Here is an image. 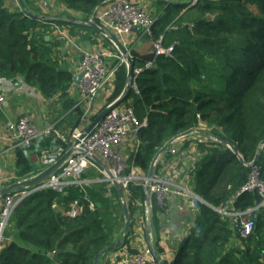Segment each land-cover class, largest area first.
I'll use <instances>...</instances> for the list:
<instances>
[{
    "label": "trees",
    "instance_id": "1",
    "mask_svg": "<svg viewBox=\"0 0 264 264\" xmlns=\"http://www.w3.org/2000/svg\"><path fill=\"white\" fill-rule=\"evenodd\" d=\"M17 1L20 8L11 9L8 0H0V79L21 78L47 101L57 98L59 117L70 119L73 130L82 117L76 98L70 94L74 76L67 64L53 60L63 43L48 39L46 31L50 24L70 27L72 34L80 31L85 34L84 41H91L92 35L99 34L84 24L110 0H60L83 20L44 15L32 0ZM157 4L153 38H162L164 47L174 46V52L171 58L158 57L149 69L145 65L153 57L131 52L133 73L142 71L135 80L137 91L132 86L124 104H129L139 122L146 125L139 131V147L128 165L147 175L154 157L166 144L188 131H200V124H206L210 131L205 137L210 141L196 142L200 157L190 177L193 193L208 206L196 208L195 222L170 264H264V209L251 215L255 229L247 239L237 237L231 222L214 210L235 199L248 183L253 168L247 165L255 160L264 141V0H197L195 5L164 0ZM29 13L51 21H40ZM105 42L110 44L108 39ZM127 75L124 65L117 72L110 102L124 92ZM218 139L234 145L245 164ZM50 145L48 139L41 147ZM16 158L17 180L12 184L40 174L22 149L16 150ZM256 167L264 181V147ZM90 178L88 173L84 177ZM129 193L126 237L116 186L73 185L64 196L52 190L34 193L11 217L6 232L11 241L0 252V264H95L98 256V264H102L104 252L117 242L121 245L111 254L123 247L135 254L131 250L134 226L139 217L147 220L144 183H131ZM74 201L84 206L83 215L74 220L63 218L57 206L68 207ZM260 203L258 193L245 192L235 199L234 207L247 211ZM160 211L153 197V242L161 257Z\"/></svg>",
    "mask_w": 264,
    "mask_h": 264
},
{
    "label": "built area",
    "instance_id": "2",
    "mask_svg": "<svg viewBox=\"0 0 264 264\" xmlns=\"http://www.w3.org/2000/svg\"><path fill=\"white\" fill-rule=\"evenodd\" d=\"M13 1L16 3L15 8H20L18 1ZM196 2L197 0H192L191 4L195 5ZM7 7L9 8L8 3ZM65 10L71 12L66 8ZM155 22L156 17L153 16L145 0H110L96 11L88 23H95L113 35L128 52L131 60L132 35L136 32H141L142 37L147 35L148 41L154 49L153 59L145 65V69H149L154 67L158 57L171 58L174 52V46L164 47L162 38L154 40L153 26ZM49 26L51 28L49 29L50 33L47 34L48 39L52 37L54 41L63 43L56 49L53 60L60 65L67 64L73 76L83 75L80 84L76 85L74 82L70 89L71 95H73L72 88L80 90L77 107L81 108L82 117L79 125L68 134L62 132L57 124L39 129L31 118L25 115L19 117L14 137V148L29 152L33 161V158H36L35 164L40 173L56 164L70 150L73 149V152L64 166L41 185L25 193L0 199V252L8 242L6 232L17 204L22 203L34 193L52 190L58 195L64 196L65 190L73 185L84 188L106 184L108 189L119 186L124 193L125 202H127L130 197L131 183L143 181L144 187L146 184L145 174L128 165L131 154L135 153L139 147L137 139L139 131L146 125V123L139 122L129 104L123 103L112 110L91 133L86 134V130L93 121L117 100L110 102L115 91L117 72L124 65L127 68L124 56L112 42L108 45L105 42L106 38L102 35H92L91 41H84V33L72 34L69 27L56 24ZM85 43L90 46L87 48ZM65 51L69 54H65L67 53ZM74 53L79 54L78 59L73 57ZM141 71L139 69L133 73L132 86L136 91L135 80ZM6 101L7 97L0 95V104ZM199 130L208 132L204 123L200 124ZM48 139L51 140V145L47 148L41 147L42 143ZM197 141L207 144L210 139L196 133L189 138L179 140L157 162L151 180V195L157 200L161 210L166 209L173 199H178L185 204L188 203L190 207H194L197 196L191 188L190 173L195 169V164L200 157L196 148ZM189 142L190 144L187 146L186 144ZM127 152L130 155H127ZM192 152L195 153V157H191ZM93 157L100 159L106 166V170L99 167L93 161ZM179 159L182 161L190 159L189 165L182 173L179 170L182 161ZM90 169L103 178L99 176L95 180H85L84 177ZM127 170L128 172H126ZM185 173V177L180 180V177ZM15 180H17L16 177ZM245 192L258 193L261 203L255 209L237 211L234 207L235 199ZM235 199L226 206L214 210L231 222L237 237L247 239L255 229V222L251 215L255 211L264 209V181L261 180L259 169L256 166L253 167L248 183L236 195ZM121 203L123 204L122 200ZM90 209H94L93 204L90 205ZM83 213L82 203L74 201L65 207L62 216L65 219L74 220L81 217ZM146 222L147 220L144 221L142 218L135 229L145 234ZM115 254L118 255L120 264H157L148 245L140 248L135 254L131 253L127 247H123Z\"/></svg>",
    "mask_w": 264,
    "mask_h": 264
},
{
    "label": "crops",
    "instance_id": "3",
    "mask_svg": "<svg viewBox=\"0 0 264 264\" xmlns=\"http://www.w3.org/2000/svg\"><path fill=\"white\" fill-rule=\"evenodd\" d=\"M145 1L148 5V1L158 2L164 0ZM165 1L168 3L172 1L180 3L179 0ZM50 2L51 0H44V3L39 2L45 13H47V11H55ZM189 2L190 0H185L184 3ZM7 3L11 9L15 8L16 6V3L13 0H8ZM64 7L65 6H63V8ZM148 7L150 6L148 5ZM151 11H153L154 14L157 13L153 9ZM68 14H70L71 19L83 20L81 15L74 14L73 12H69ZM77 34L80 35L81 33L78 32ZM143 38L144 36L142 37L141 32H136L134 35H132V43H134L132 45V51L135 52L136 50L134 45H140L142 48L138 49L135 53L142 58H147V54L144 53L143 49L147 50L152 44ZM89 46V44H86L87 48ZM67 51L69 52V50ZM68 52L65 54L70 53ZM71 53H73V51ZM72 90L73 95L71 96L74 99L76 98V100H79L80 90L77 88H72ZM0 95L7 97V101L0 104V189H2L12 185V181H14L16 177L15 171L17 158L16 149L14 148V137L16 136L17 121L21 115L31 118L39 129H45L49 126H52L53 124L61 123L59 127L62 132L66 134L71 131L73 123L70 121V119L64 120L65 118L59 117L61 105L57 98L53 101H47L37 89L27 86L21 78L0 79ZM192 148L194 147L192 146ZM195 156V153L192 152L191 157ZM179 160L182 161V159ZM189 160L190 159H186L185 161H182L179 169L181 173L184 172L186 169L185 167L189 165ZM185 175L186 173L180 177V180L185 177ZM57 207L60 212L63 213L65 211V207L63 205H58ZM197 212L198 210L195 207H190L188 203L185 204L178 199H173L169 202L166 209L161 210L157 214L159 220V244L163 249V255L161 258L164 262L170 264L174 260L177 252L180 250L182 241L187 235L188 229H190V227L195 222ZM141 220L142 217H139L137 220V225L139 222H141ZM151 233V238L154 240L153 231ZM134 237L135 238L132 241L131 250L138 251L140 248L148 245L146 232L143 234L134 229ZM9 239H7L8 242L11 241V239ZM106 263L120 264L118 255L115 253L109 255L102 264Z\"/></svg>",
    "mask_w": 264,
    "mask_h": 264
},
{
    "label": "water",
    "instance_id": "4",
    "mask_svg": "<svg viewBox=\"0 0 264 264\" xmlns=\"http://www.w3.org/2000/svg\"><path fill=\"white\" fill-rule=\"evenodd\" d=\"M29 15L32 18H37L40 21H46V22H50L51 19H48L46 17H42V16H34L32 14L29 13ZM94 16V14L92 15V17ZM91 17V18H92ZM73 22V21H70ZM85 26L91 28L92 30H94L95 32H97L99 35L104 36L106 39H108L110 42H112L115 46H117V48L119 49L120 53L124 56L126 63H127V71H128V75H127V86L124 90V92L122 93V95L113 103V105L109 108H106L94 121L93 123L90 125V127L86 130V134L91 133L94 128L99 125L102 120L115 108H117L118 106L122 105L124 103V101L127 99L128 93L130 91V89L132 88L133 85V69H132V65H131V57L128 55V52L122 47V45L118 42V40L111 35L108 31H106L105 29L100 28L98 25H96L95 23H85ZM144 39L146 41H148V36L144 35ZM74 82L76 85H79L83 75H74ZM199 133L202 134L204 136H208V134L206 133V131H188L178 137H176L175 139H173L172 141H170L168 144H166L154 157L150 169L147 173V175H145V192H146V209H147V223H146V239L148 242V247L151 251V254L155 260V262L157 264H165V262L162 260V258L160 257V255L157 253L156 247L154 245V242L151 238V232H152V227H153V220H152V195H151V180L154 176V172H155V168H156V164L159 161L160 157L165 154L174 143H176L179 140H183L186 138L191 137L192 135ZM219 143L227 145L231 151L233 152V155L242 163L245 164L243 158L241 157V155L239 154L238 149L230 144L225 142L224 140L218 139L217 140ZM264 147V141L262 142L261 145V149ZM261 149L258 151L257 156L255 158V160L247 165L251 168L255 167L259 156H260V152ZM73 149L70 150L68 153H66L56 164H54L53 166H51L50 168L46 169L45 171L41 172L40 174L36 175L35 177H32L30 179L24 180V181H20L17 182L15 184L9 185L7 187H4L2 189H0V199H4L7 198L9 196H13L16 194H21V193H25L28 190L35 188L39 185H41L43 182H45L46 180H48L52 175L56 174L65 164V162L68 160V158L72 155ZM24 155L27 159H30V154L27 151H24ZM93 161L102 169L106 170V166L103 164V162L98 159L97 157H93L92 158ZM183 176V175H182ZM116 188L118 189L119 193H120V197L123 201V212H124V217H125V231H124V237L127 236L128 231H129V227H130V216L128 213V207L127 204L125 202V196L123 191L121 190V188L119 186H116ZM20 205L17 204V207ZM202 205H207L208 204L206 202H204L201 198L197 197V200L194 202V207L199 209L200 206ZM16 207V208H17ZM121 245L120 242H117L116 244L112 245L111 247H109L103 255V259H107V257L115 250L117 249L119 246ZM99 256L96 258L95 260V264L99 263Z\"/></svg>",
    "mask_w": 264,
    "mask_h": 264
},
{
    "label": "rangeland",
    "instance_id": "5",
    "mask_svg": "<svg viewBox=\"0 0 264 264\" xmlns=\"http://www.w3.org/2000/svg\"><path fill=\"white\" fill-rule=\"evenodd\" d=\"M191 1L192 0H190V2L189 3H191ZM32 2L34 3V5H36V7L38 8V9H40V10H42V12H43V14L44 15H49V16H53V15H55L56 17L57 16H67V17H69L70 16V14H68L69 12H67L66 10H64L66 7H64L63 8V5H61V3H60V0H51V6L55 9V11H47V13H45L44 11H43V8L40 6V4H39V2H42V3H44V0H32ZM179 2L180 3H184L185 2V0H179ZM158 2H154V1H148V5L150 6L149 7V9L150 10H155L156 12H158V10H159V7H158V4H157ZM61 8V9H60ZM66 11V12H65ZM65 12V13H64ZM54 13H56V14H54ZM152 14H153V16L154 17H156V14L157 13H155L154 14V12L152 11ZM51 28V26H49V29ZM75 32H80V31H75ZM74 32V33H75ZM48 33H50L49 31H46V34H48ZM73 33V34H74ZM132 44H134V43H132ZM134 47H136V50H135V52L138 50V49H141L142 47L140 46V45H138L137 46V44L136 45H134ZM143 51H144V53L145 54H147V58L148 59H151L152 57H154V49H153V45H151L147 50L146 49H143ZM79 54H77V53H74L73 54V57L74 58H76V59H78L79 57ZM208 131H210V128L208 129ZM127 155H130V153L129 152H127ZM34 159V162H36V158H33ZM143 173V172H142ZM88 174L91 176V180H95L96 178H98L99 176H101L100 174H98V173H95V171L93 170V169H90L89 171H88ZM144 174V173H143ZM98 175V176H97ZM97 176V177H96ZM102 178H103V176H101ZM141 182H143V181H141ZM144 183V182H143ZM138 227V225L137 224H135V226H134V229L135 228H137Z\"/></svg>",
    "mask_w": 264,
    "mask_h": 264
}]
</instances>
